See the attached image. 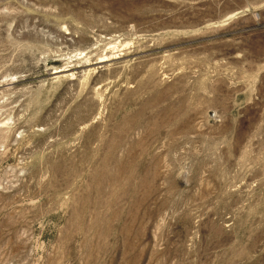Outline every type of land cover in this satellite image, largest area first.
Returning <instances> with one entry per match:
<instances>
[{"label": "rangeland", "instance_id": "rangeland-1", "mask_svg": "<svg viewBox=\"0 0 264 264\" xmlns=\"http://www.w3.org/2000/svg\"><path fill=\"white\" fill-rule=\"evenodd\" d=\"M0 264H264V0H0Z\"/></svg>", "mask_w": 264, "mask_h": 264}]
</instances>
